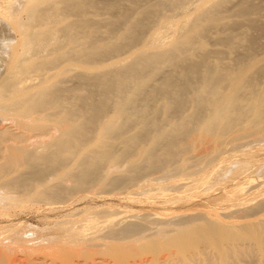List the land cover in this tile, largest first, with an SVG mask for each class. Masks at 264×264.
<instances>
[{
    "label": "bare ground",
    "instance_id": "obj_1",
    "mask_svg": "<svg viewBox=\"0 0 264 264\" xmlns=\"http://www.w3.org/2000/svg\"><path fill=\"white\" fill-rule=\"evenodd\" d=\"M262 40L264 0H0V264H264Z\"/></svg>",
    "mask_w": 264,
    "mask_h": 264
},
{
    "label": "rangeland",
    "instance_id": "obj_2",
    "mask_svg": "<svg viewBox=\"0 0 264 264\" xmlns=\"http://www.w3.org/2000/svg\"><path fill=\"white\" fill-rule=\"evenodd\" d=\"M264 40H262L263 42ZM96 193V192H95ZM99 197H104V196H99ZM86 202H88L89 204H91L89 202V200H87ZM98 205H103L104 202H101L100 200L97 202ZM82 204H80L79 206L81 207ZM118 206H122L120 203L118 204ZM125 206V205H124ZM104 206H102L101 208H103ZM124 209V208H123ZM45 212V211H44ZM29 215V216H28ZM24 216V217H22ZM23 220L27 221L29 224H32L34 227H37V228H44L46 227L44 225V223L41 221L40 219V216H38L37 214H35L34 212L33 213H30V212H25L23 215L20 216Z\"/></svg>",
    "mask_w": 264,
    "mask_h": 264
}]
</instances>
